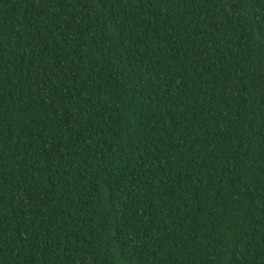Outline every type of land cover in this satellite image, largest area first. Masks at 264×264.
<instances>
[{
    "label": "trees",
    "instance_id": "obj_1",
    "mask_svg": "<svg viewBox=\"0 0 264 264\" xmlns=\"http://www.w3.org/2000/svg\"><path fill=\"white\" fill-rule=\"evenodd\" d=\"M0 264H264V0H0Z\"/></svg>",
    "mask_w": 264,
    "mask_h": 264
}]
</instances>
